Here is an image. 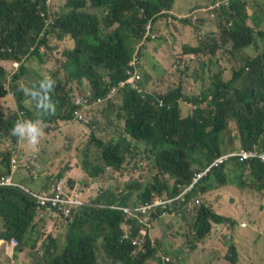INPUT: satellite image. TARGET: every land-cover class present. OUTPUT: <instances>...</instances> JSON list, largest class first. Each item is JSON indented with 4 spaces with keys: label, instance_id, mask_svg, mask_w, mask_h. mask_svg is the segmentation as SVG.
<instances>
[{
    "label": "trees",
    "instance_id": "1",
    "mask_svg": "<svg viewBox=\"0 0 264 264\" xmlns=\"http://www.w3.org/2000/svg\"><path fill=\"white\" fill-rule=\"evenodd\" d=\"M58 1L0 0V60L13 65L9 73L0 63V99L13 94L17 105L14 116L0 117V144L7 135L13 144L20 142L19 137L11 134L16 119L39 120L43 131L51 133L59 121H76L81 127L89 126L97 116L95 112L101 113L108 106L109 116L122 124V130L107 141L93 139L91 149L94 153L86 155L94 156L98 151L105 160L103 169L119 176L131 149L144 146L159 174L167 176V181L157 179L147 186L168 202L140 216L144 219H139L135 212L128 215L112 209L117 200L122 205L148 200V190L140 188V183L133 180L126 182L120 193L108 190L91 204L78 209L73 219L64 214L62 205L50 201L37 211L38 197H68L73 187L61 179L62 174L56 177L59 181L37 185L35 190L25 186L33 183L31 179L19 178L21 185L17 184V176L23 169L27 173L28 164L43 167L40 161L33 162L38 155L30 154L23 163L17 160L15 185L0 187V248L10 246L15 254L39 255L37 259L42 260L48 254L53 255L51 247L55 243L62 247L44 264H97L88 232L108 231V244L114 247L117 242L129 244L127 242L151 230L153 234L154 228L162 229L172 216L187 221L197 241L205 238L213 224H233L231 218L218 214L201 195L223 187L224 180L236 178L235 174L255 178L256 182L250 179L251 183L257 191H263L264 163L260 159L233 163L239 167L238 171L230 172L226 165L213 168L193 194H188L181 202L169 203L172 188L168 181L174 180L176 192L181 191L194 173L205 170L220 155L235 149V142L246 149L256 147V152L264 149V19H254L253 25L248 24L241 0H184L189 11L187 15L182 0H90L102 20L101 35L95 37L90 28H96L99 19L93 17L85 0H63L59 12L53 9ZM172 12L180 15L177 21ZM147 25L156 33L155 42L151 41ZM186 29L194 33L195 45L186 44L182 51L171 54ZM217 30L220 32L216 33ZM212 32L221 39V44L231 42L233 50L241 46L250 51L228 82L216 78L210 83L211 78L203 76L209 41L214 45L209 53L221 46L209 37ZM67 33L76 40L73 49L65 52L62 65L47 67L54 53V49L45 52L50 37L58 41L71 39ZM27 60H38L47 67L49 75L62 70L65 77L58 80L52 75L40 78L35 84L20 86L18 84L28 72ZM104 66L106 72L108 69L107 79L103 75ZM177 73L180 76L177 77ZM127 80H133L136 87L132 83L120 85ZM84 81L92 94L89 107H79L84 115V119L79 120L74 113L77 108L71 82L82 85ZM8 82L15 85L10 87ZM114 88L117 90L113 93ZM30 102L36 111L29 108ZM109 116L106 118L110 120ZM65 150L70 149L66 147ZM21 153L19 150L16 157ZM22 157H18L19 160ZM13 158L11 151L1 153L0 180L9 173ZM83 167L92 176L97 175L94 169ZM63 169L62 173L69 172L72 178L79 165L67 163ZM207 181V189L199 192ZM135 190L141 192L133 202ZM199 198L205 203L195 207V214L189 219L185 208ZM41 212L45 213L44 217H40ZM13 238L19 245H12ZM121 238L127 242H121ZM153 243L154 239L149 237L139 264L156 261L157 248H153ZM70 249L65 260L62 255ZM230 252L232 262L237 264L234 245ZM119 257L126 258L123 254ZM158 262L165 264L161 259Z\"/></svg>",
    "mask_w": 264,
    "mask_h": 264
},
{
    "label": "rangeland",
    "instance_id": "2",
    "mask_svg": "<svg viewBox=\"0 0 264 264\" xmlns=\"http://www.w3.org/2000/svg\"><path fill=\"white\" fill-rule=\"evenodd\" d=\"M241 1L250 17L253 16L255 20L264 19V0ZM182 3L187 15L189 12L186 10L187 4L184 3V0H182ZM62 5L63 0H59L57 4L53 5L54 11L59 12ZM172 17L177 21L180 15L172 12ZM161 20L164 21L165 18L162 17ZM247 22L253 25L252 18ZM101 23L102 20L100 18L98 26L96 28L94 26L90 28L95 37H100L101 35ZM180 38V44L171 52L173 55L177 50L182 51L184 45H195L196 43L194 33L189 29H186L183 34H180ZM239 38L241 39V33L239 34ZM215 43L221 44V39L217 38ZM71 48L72 42L70 38L58 41L56 37H50L49 48L46 47L45 52L49 49H54V53L51 55V62L47 67L52 68L59 63L62 65L65 60V52ZM248 54H250L248 48H242L240 46L238 49L233 50L231 44H221L218 50L213 52L209 58V66L205 64L203 76L210 77V83H213L216 78L228 82L232 79L234 70L240 68L244 58ZM205 62L206 60H204ZM0 63L6 67L9 73H12V62L0 60ZM25 66L28 72L18 84L20 86H27L30 83L35 84L40 78L50 77L52 75H56L58 80L65 77L62 70H58L51 75L47 74V67H44L38 60H27ZM105 67H103V75L107 79L108 69L106 72L104 70ZM179 70L180 72L183 71L181 68ZM195 73H199V70H195ZM176 76H180V73H177ZM181 76H183V73ZM7 85L11 87L15 84L8 82ZM75 87L76 83L71 82L72 92ZM29 106L32 111H36L32 106V102L29 103ZM16 109L17 105L14 96L8 95L0 99V112H3L6 116H14L17 111ZM109 110L110 108L107 106L101 113L96 111L95 114L97 116L91 120L92 124L89 126L84 125L81 127L76 121L69 123L59 121L55 130L51 133L44 129L43 135L36 144V148L27 143L28 141H25L26 144L22 150V145L20 143L13 144L7 135L0 144V155L3 151H11L13 154H17L20 150L22 153L18 157H22L23 155L24 157H22V160L16 157L19 164L23 163L24 158H29L31 154L33 156L38 155L35 158L37 160H33V162L40 161V165H43L42 168H36L32 164H28L29 169L27 173L23 169L20 175L17 176V184H20L18 181L19 178L31 179L33 183L25 186L32 187L35 190V186L37 185H51L52 182L59 181L56 177L62 174L61 179L67 180L68 185L73 187L71 195L68 196L79 197L81 195L85 202H94L97 197L103 195L108 190H113L115 194L120 193L125 189V183L128 181H138L142 189L149 184H154L157 179L167 181V176L159 174L157 167L155 168V162L152 159H148L147 152L144 151V146H139L136 150L134 146L131 149L125 164L121 168L122 173L119 176L117 173L111 172L108 169H103L105 160L101 154H98V151H96L94 156L86 155L88 152L92 155L94 153V150L91 149L93 148V139L97 138L107 141L122 130V124L114 119L113 116H109ZM106 116H109L110 120ZM66 147L70 150L66 151ZM97 160H100L98 164L96 162ZM72 162L79 165V172L74 173L71 178L68 176L69 172L63 174L62 171L64 170V164ZM80 165L94 169L97 171V175L94 177L89 172H84ZM227 170L230 172L238 171L239 167L228 164ZM250 179L252 182H256L255 178L250 177ZM244 181H247L246 177ZM60 184L64 186L62 182ZM168 184L172 188L170 201L182 200L184 195L182 191L176 192L175 181L169 180ZM65 189L67 188L65 187ZM140 192L141 190H135L133 192V202L137 201ZM216 197H223L220 204L216 202ZM115 198L117 199V197ZM202 198L213 205L216 212L220 215L221 211L230 210V214L235 218L233 224L228 226L227 224L221 223L213 224L205 238L197 241L194 238V233L190 230V224H187V221L181 223L178 221V216H172L166 220V224L162 229L157 230L154 228L153 234H151L152 230L149 233L155 241L158 255L168 257L176 264H234L231 260L232 255L230 252L231 247L234 245L238 255L237 264H264V190L256 191L248 185L243 190L226 187L209 192L203 195ZM203 203L205 202L199 198L198 204L195 201L187 205L185 213L187 216L189 215V219L195 214L196 208L201 207ZM134 204L136 205L134 206ZM137 204L138 202L127 203L121 206V208L125 213L130 215L135 207H137ZM116 205H120L119 200H117ZM220 208H222L221 211ZM138 218L142 219L140 216ZM241 224H246V226L241 227ZM52 228L54 226L48 230L50 231ZM60 231L63 230L61 229ZM55 245L53 243V247H51V251L53 252L52 257L62 247L61 244ZM26 254H15L10 247H1L0 264H43L42 260L37 259L39 255L34 257L32 254ZM99 254L102 258L104 257L102 250L99 251ZM146 264H159V262L156 259V261H147Z\"/></svg>",
    "mask_w": 264,
    "mask_h": 264
},
{
    "label": "clouds",
    "instance_id": "3",
    "mask_svg": "<svg viewBox=\"0 0 264 264\" xmlns=\"http://www.w3.org/2000/svg\"><path fill=\"white\" fill-rule=\"evenodd\" d=\"M85 5L91 9V11L93 13V17L100 19V13H99L98 9L95 6H93V4L90 0H85ZM242 7H243V13H244L245 17H247L248 19L252 18V20H254L255 18H253V16L250 17L248 15V11L246 10V7L243 6V3H242ZM231 24L229 26H231ZM238 25H240V24L238 23ZM151 29H152V26L147 25L148 33L151 36V41L155 42L156 41V33L152 32ZM218 32H220V31L217 30L216 33H218ZM216 33H214V32L210 33L209 37H212L213 39L216 40L218 38L215 36ZM66 36L71 37V39H70L72 42V48L71 49H73L74 42L76 41L75 38L70 33H67ZM228 44H231V42H229ZM219 45H221V44H219ZM212 49H214V45L209 41V45H208V48H207L205 56H204V60H206V62L204 64H206L207 66H209L208 60L211 57V55L213 54V53H209L210 52L209 50H212ZM184 64L185 65H191L192 67L195 66L193 64H188V63H184ZM88 92L91 93L92 90L87 85L86 81H84V83L82 85H79L76 83V87L74 88V91L72 92L73 98L75 99L78 95L84 94V93L86 94ZM9 95L13 96V94H9ZM3 115L6 116L5 114H2L0 112V117ZM15 121H16L15 125L11 129V134L20 138L19 143L21 145H22L24 139H26L29 144L36 145L38 143L39 138L43 135V128L41 126L42 125L41 122L39 120H29V119H23V120H20V119L17 120L16 119ZM255 148L256 147H254L252 149L242 148V147H240V142H235V149H230V150L226 151L225 153H223L222 155H220L215 160V162H213L205 170L194 173L192 178L190 179V181L187 184H185L183 186V189L181 190L183 195H184L183 199L182 200H174V201L181 202L185 199V197L188 194H193V192L199 187L201 182L207 177L208 173L215 167H219L220 165H222V166L226 165L227 166L228 164L233 165V163H236V162L245 163L247 161L259 159L257 157H252V158H248V159L243 160V161L240 160V157L245 152H249V151H252L253 153H263L264 152V149H262V152H259V151L256 152ZM13 157L14 158L11 160V167H12V161L14 159L17 160L16 154H13ZM262 162L264 163V161H262ZM11 167H10L9 173L6 175H9L11 173ZM81 169L87 173V171L84 169L83 165H81ZM16 172L13 175V180L15 178ZM77 172H79V171L77 170ZM6 175H3V176H6ZM235 175H236V178H234V179H225L223 187H221L219 189L226 188V187H232V188L243 190L245 188V186L248 185L251 188L256 190L255 184H252L249 178H247L244 175H238V174H235ZM245 177L247 178L248 182L244 181ZM207 184H208V181L205 183V186L203 187V189L198 190V191L201 192V191L207 189ZM145 188L148 190V200L143 201V202H138L137 207H135L134 211H132V212H135V215H137V216L145 215L151 209H154L156 207L164 205L165 202H168V201L163 200L162 197L159 195V193L157 191H155L153 188H151L149 186H146ZM219 189H216V190H219ZM216 190H213V191H216ZM199 195H201V194H199ZM201 196H203V195H201ZM68 197L78 199L80 202V204H78V205H72L71 206V213L69 215L66 214L69 217L70 216L72 217L74 215L75 211H77L78 209L83 208V207L92 203L91 201L85 202L84 198L81 195L79 197H73V196H68ZM68 197H66V198H68ZM216 200H217L216 202L218 204H220V202L223 200V197H216ZM170 202H173V201L169 200V203ZM197 204H198V200H197ZM121 206H123V205L122 204L116 205V203H114L113 206H111V208L116 209L118 211H121L124 214H127L124 212V210L121 208ZM63 209L65 211V208H63ZM221 210H222V208H220V211ZM221 215L228 217V218H231L233 220V222L235 221V218L230 214V210H228V209L225 210L224 212L221 211ZM73 218L74 217H72V219ZM178 221H180L181 223H184V220H182L180 218ZM1 224H2V222L0 221V225ZM228 225H230V224H227V226ZM245 226H246V224H241V227H245ZM88 233H89V238L91 240V247H92V250H93L94 255H95V262L97 264H139L138 262H139L140 254L143 255L147 239L149 237L152 239L150 234H142V235L136 237L134 240H132V242H127L121 238V242H127L129 244H121V243L117 242L115 244V246L112 247L108 244L109 243L108 237H107L108 231L101 230L99 232H94V233L88 232ZM18 245H19V241H18ZM8 247H10V246H8ZM153 248H155V249L157 248L155 243H153ZM100 250L103 251V256H104L103 258L99 254ZM121 254L125 255L126 258H120L119 256ZM156 258L163 260L165 264H170V263L176 264L173 261H171V259H169L168 257L158 255V250H157Z\"/></svg>",
    "mask_w": 264,
    "mask_h": 264
},
{
    "label": "built area",
    "instance_id": "4",
    "mask_svg": "<svg viewBox=\"0 0 264 264\" xmlns=\"http://www.w3.org/2000/svg\"><path fill=\"white\" fill-rule=\"evenodd\" d=\"M137 78H139V75H137ZM126 83H132L133 87H136L135 84H133V80H127L126 82H122L120 85L124 86ZM117 88L113 89V93L116 92ZM91 97V93H86V94H80L78 95L75 99H74V105L76 106V110L74 111L75 113V117L79 120L84 119V115L82 114V112L79 110V107H83L84 109H87L89 106V99ZM252 157H257L259 158L261 161H264V152L263 153H253L252 151L249 152H245L242 154V156L240 157V160H246L248 158H252ZM18 169V162L17 160H13L12 161V167H11V173L9 175L6 176H2L1 180H0V187H11L14 186V180H13V175L15 174V172ZM200 176V175H199ZM40 199V202L37 206V211H40L43 207H45L46 203L48 201L52 202L54 205L56 204H60L65 208L64 214L69 215L71 213V206L72 205H78L80 204L78 199H74V198H66V197H60V195H57L55 197H48V196H41L38 197ZM48 211H50V209H47ZM45 213L41 212L40 213V217H44ZM12 245L16 246L18 245V240L16 238L12 239Z\"/></svg>",
    "mask_w": 264,
    "mask_h": 264
},
{
    "label": "crops",
    "instance_id": "5",
    "mask_svg": "<svg viewBox=\"0 0 264 264\" xmlns=\"http://www.w3.org/2000/svg\"><path fill=\"white\" fill-rule=\"evenodd\" d=\"M72 249H70V250H68V251H65L64 253H63V255H62V257L66 260V259H68V256H69V253H70V251H71ZM41 257H42V255H41ZM50 257H52L50 254H48V256L46 257V258H44V259H42V263L44 264ZM54 258V257H53ZM55 260H56V258H55Z\"/></svg>",
    "mask_w": 264,
    "mask_h": 264
}]
</instances>
